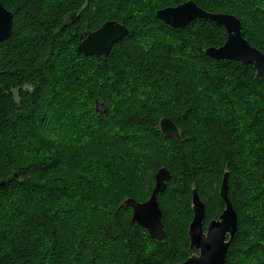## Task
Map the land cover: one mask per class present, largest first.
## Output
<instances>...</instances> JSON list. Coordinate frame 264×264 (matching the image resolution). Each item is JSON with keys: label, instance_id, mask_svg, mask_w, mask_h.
<instances>
[{"label": "trees", "instance_id": "1", "mask_svg": "<svg viewBox=\"0 0 264 264\" xmlns=\"http://www.w3.org/2000/svg\"><path fill=\"white\" fill-rule=\"evenodd\" d=\"M188 1L237 17L243 38L264 54V0H0L13 14L0 42V264H181L195 253L193 190L206 227L224 211L225 173L238 218L226 264H264V111L256 107L264 79L251 65L205 54L223 46L224 27L196 19L173 28L157 17ZM110 21L128 34L109 55L79 53L80 35ZM66 44L78 59L73 82L62 88L68 80L58 74L49 85ZM163 118L179 139L161 134ZM73 128L90 130L81 137L98 148L87 159L98 182L52 177L68 165L64 133ZM161 168L172 179L158 197L166 237L157 242L124 201L146 202ZM93 186L98 194L88 193Z\"/></svg>", "mask_w": 264, "mask_h": 264}, {"label": "water", "instance_id": "2", "mask_svg": "<svg viewBox=\"0 0 264 264\" xmlns=\"http://www.w3.org/2000/svg\"><path fill=\"white\" fill-rule=\"evenodd\" d=\"M157 17L173 28H187L196 19L208 20L224 27L227 39L223 46L208 48L205 54L214 60H229L251 65L256 70V78L264 79V54L243 38L241 21L234 15L207 12L195 2L188 1L158 11ZM12 29L13 14L0 3V42L9 39ZM127 34L128 29L124 25L110 21L96 31L81 34L77 50L86 57L106 58L113 46ZM159 128L166 138H180L179 129L169 118H163ZM171 179L169 170L161 168L155 175V186L146 202L140 203L132 198L124 201V205L132 209V222L146 229L149 237L157 242H163L166 237L158 197L165 192ZM220 197L225 204L224 211L217 220L211 221L205 230V205L197 191L193 190V218L189 225L188 237L190 249L195 251V254L181 264H226L231 242L238 229V218L228 196L227 173L220 187Z\"/></svg>", "mask_w": 264, "mask_h": 264}, {"label": "rangeland", "instance_id": "3", "mask_svg": "<svg viewBox=\"0 0 264 264\" xmlns=\"http://www.w3.org/2000/svg\"><path fill=\"white\" fill-rule=\"evenodd\" d=\"M224 14H228V13H224ZM53 64H55V66L54 67L51 66V72L48 73L49 85H53L54 82H56L55 77L59 76L58 74L61 75L60 76L61 79L68 80V81H64L62 84H60L62 88L67 86L68 83L73 82V80L71 78L74 75L75 65H78V59L72 55L71 47L69 46V44H66V48L61 50L60 54H58L56 56ZM58 65L62 66V67L59 68V67H57ZM56 67H57V69H56ZM101 68L102 67L97 66V69H100V71H101ZM50 80L52 81V83L50 82ZM263 103H264V99H258L256 101V107H257V109L258 108L260 109L259 112H261V110L264 111V104ZM96 106H97L96 109L98 112H100V113L105 112V110H106L105 105L96 104ZM73 112L74 111H72L70 113L71 117L68 118V120L70 122L74 121ZM62 117L63 116L58 117V120L61 119ZM28 125L29 124H27V123H25V125H23V128H25L23 134L26 137H29L30 134H32V128H31V126L28 127ZM244 128H245V126H244ZM89 131L90 130L88 128H81L79 131H78V129L74 130V128H73V129L66 131L64 133L68 144H70V147L64 151L68 165L66 167H64L63 169H59V171L55 172L52 175L54 180L57 181V180L61 179L62 181H64V184L67 183L66 185H71V186L79 184V182H72V179L76 178L77 175L79 177H84V176L89 177L90 176L92 182H95L98 180V179L96 180V178L94 177V175H97V170L95 169V168H97V166L94 165L95 168L91 169L87 165V159H90V157H95V158L99 157L98 148L95 147L93 145V143L90 142L91 140H87V139L85 140L84 138L81 137V136H85V137L89 136V134H88ZM79 132L81 133L80 135H79ZM52 135H53L52 139L56 140L57 139L56 134L53 133ZM243 138L245 140L248 139L246 135H243ZM62 141H63V139H62ZM93 173H94V175H93ZM60 183H62V182H57L55 185L59 186ZM85 185H87V184H85ZM92 191L94 192V194H98V188L96 186H93L91 189H89L88 193H90ZM84 197L85 196H82L81 199H85Z\"/></svg>", "mask_w": 264, "mask_h": 264}, {"label": "flooded vegetation", "instance_id": "4", "mask_svg": "<svg viewBox=\"0 0 264 264\" xmlns=\"http://www.w3.org/2000/svg\"><path fill=\"white\" fill-rule=\"evenodd\" d=\"M208 225H209V224H208ZM207 227H208V226H206V227L204 226L205 230H206ZM194 254H195V253H194Z\"/></svg>", "mask_w": 264, "mask_h": 264}, {"label": "bare ground", "instance_id": "5", "mask_svg": "<svg viewBox=\"0 0 264 264\" xmlns=\"http://www.w3.org/2000/svg\"><path fill=\"white\" fill-rule=\"evenodd\" d=\"M189 55V54H188Z\"/></svg>", "mask_w": 264, "mask_h": 264}]
</instances>
